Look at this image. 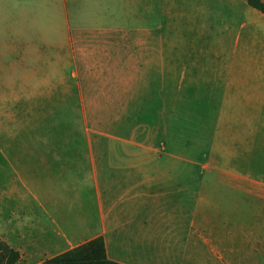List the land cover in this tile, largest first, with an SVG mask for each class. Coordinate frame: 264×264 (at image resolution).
Here are the masks:
<instances>
[{
    "label": "crops",
    "instance_id": "1",
    "mask_svg": "<svg viewBox=\"0 0 264 264\" xmlns=\"http://www.w3.org/2000/svg\"><path fill=\"white\" fill-rule=\"evenodd\" d=\"M169 2L180 15L194 16L187 35L194 43L199 37L239 43L250 35L244 38L241 29L257 27L255 19L264 23V13L249 0H161V11ZM126 8L129 13L140 9ZM123 9L124 0H0V133L18 135L0 140V244L19 254L13 264H77L92 252L102 264H210L208 254L217 264L235 260L234 242L206 240L202 222L186 214H197L202 178L180 170L173 180L171 175L166 179L157 173L156 167L164 165L160 160L138 157L140 143H122L118 150L131 153L121 157H95L93 150L109 148L24 137L36 132L31 121L48 101L45 90L59 93L67 86L85 110L89 97L103 94L101 86L135 85L133 65L125 66L122 53L105 44L124 47L125 31L133 24L125 21ZM156 9L157 0H147L144 25L153 42ZM163 24L164 30H172ZM252 34L249 39L264 43V33ZM187 48L175 56L183 74L188 67L184 58L197 56ZM209 52L203 55L213 56ZM249 56L264 59V46ZM120 104L121 117L130 120L143 100ZM253 113L263 118L264 103ZM251 132L263 135L264 119ZM86 150L87 157H75ZM187 162L180 159L178 164ZM190 195H196L195 202ZM205 245L223 249L209 248L206 254Z\"/></svg>",
    "mask_w": 264,
    "mask_h": 264
},
{
    "label": "rangeland",
    "instance_id": "2",
    "mask_svg": "<svg viewBox=\"0 0 264 264\" xmlns=\"http://www.w3.org/2000/svg\"><path fill=\"white\" fill-rule=\"evenodd\" d=\"M133 1L124 0L123 17L133 24L128 33L125 31L124 47L105 44L122 53L125 66L133 65L135 85H103V94L89 97L85 110L67 86H61L59 93L45 90L48 101L41 115L31 121L36 132L24 137L109 148L93 150L95 157L100 153L121 157L122 153H131L118 150L122 143H140L138 157L160 160L164 165L156 167L157 173H164L166 179L171 175L173 180L180 170L188 177L202 178L198 182L197 214H186L189 220L202 222L206 240L234 242L235 260L230 264H264V134L251 132L263 122L264 115H250V110L264 103V82L260 81L264 74L259 73L264 59L249 56L264 46L249 39L252 33H264V23L255 19L257 27L241 29L244 38L247 33L251 35L246 41L235 43L224 37L207 42L199 37L194 43L187 37L188 23L194 16L180 15L170 2L161 11V0H157L153 42V34L144 25L147 0L139 4ZM134 5L140 9L129 13L126 7ZM199 13L203 21L205 12ZM165 21L172 30H164ZM186 48L197 56L184 58L188 67L183 74L175 56ZM206 51L213 56L203 55ZM123 76L127 78V68ZM142 100L141 111H134L136 117H121L120 103L138 104ZM163 103L170 110L160 106ZM27 122L30 125V118ZM13 137L0 133V140H15ZM88 154V150L77 151L75 157ZM180 159L189 162L180 165ZM195 196L190 195L189 200L195 202ZM204 248L207 254L209 248L217 251L223 246ZM0 250V264H7L13 257L1 244ZM213 258L205 256L207 263L217 264Z\"/></svg>",
    "mask_w": 264,
    "mask_h": 264
},
{
    "label": "trees",
    "instance_id": "3",
    "mask_svg": "<svg viewBox=\"0 0 264 264\" xmlns=\"http://www.w3.org/2000/svg\"><path fill=\"white\" fill-rule=\"evenodd\" d=\"M249 3L257 8L258 10H260L261 12L264 13V2H262L261 0H249ZM96 241H93L91 243H89L88 245H95ZM5 251L9 252V254L13 257L7 264H13L19 257V254L12 250L9 249L8 247L4 246ZM81 250H77V252L75 253H79ZM97 255L92 252L89 254L88 257H85V259L83 261H77V264H102V262L99 260V257ZM109 264V263H108Z\"/></svg>",
    "mask_w": 264,
    "mask_h": 264
}]
</instances>
